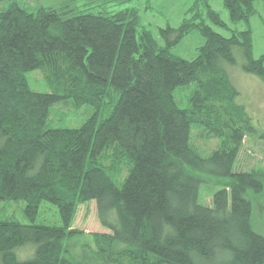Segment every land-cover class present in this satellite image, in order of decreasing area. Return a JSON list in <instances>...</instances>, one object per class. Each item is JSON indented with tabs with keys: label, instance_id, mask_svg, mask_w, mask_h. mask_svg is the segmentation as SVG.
I'll return each mask as SVG.
<instances>
[{
	"label": "trees",
	"instance_id": "1",
	"mask_svg": "<svg viewBox=\"0 0 264 264\" xmlns=\"http://www.w3.org/2000/svg\"><path fill=\"white\" fill-rule=\"evenodd\" d=\"M254 1L222 0L232 22L247 24L238 31L209 0H193L178 27L161 29L164 47L138 31L132 8H0V207L25 201L31 220L0 217V264H264L252 200L264 172L235 170L255 127L225 69L239 48L242 69L264 81V53L252 54ZM194 29L204 38L197 56L171 53ZM35 69L51 92L29 86L26 72ZM190 84L189 107L180 108L174 92ZM67 98L90 106L91 116L79 128H48L50 107ZM194 126L221 146L202 156ZM125 161L119 185L112 177ZM43 201L57 207L60 224L33 222ZM91 201L109 232L72 227L78 206ZM26 246L33 252L21 260L16 249Z\"/></svg>",
	"mask_w": 264,
	"mask_h": 264
},
{
	"label": "rangeland",
	"instance_id": "2",
	"mask_svg": "<svg viewBox=\"0 0 264 264\" xmlns=\"http://www.w3.org/2000/svg\"><path fill=\"white\" fill-rule=\"evenodd\" d=\"M13 1L18 2L21 7L30 12H36L39 7H52L61 12L70 11L73 14L84 12L113 14L126 8H132L139 15L138 31L149 30L159 47H164L167 44V38L162 36L161 29L168 26L178 27L186 16L185 12L188 7L193 3V0H0V8H5ZM209 2L231 30L246 29L247 24L244 21L235 23L230 20L222 0H209ZM254 7L255 12L249 19V27L252 31V54L254 58H258L264 53V10L262 0H255ZM211 26L224 36H229L231 33L229 29L215 25ZM203 43L204 38L197 29H194L184 36L180 42L169 45V50L186 60H192L197 56V49ZM234 56L235 63L226 64L225 69L232 84L240 93L238 103L244 106L255 127L254 132L244 138L235 164V170L264 172V140L261 138L264 134V81L242 69L244 58L239 48H234ZM26 78L29 86L35 91L48 93L53 90L45 75L39 69L26 72ZM193 89L194 85L190 84L178 87L175 90V100L180 108L189 107V98ZM92 111L93 109L87 105L76 107L71 98L63 99L50 107L46 126L48 128H79L91 116ZM201 128L203 129L201 126L192 128L191 143L202 156H208L221 146V140L208 137L206 131ZM120 168L119 175L116 177L111 176L119 185L128 172L126 161L121 164ZM252 200L254 206L253 226L258 232L264 234V189L261 194L254 196ZM210 201L211 192L204 186L202 202L210 204ZM25 207V201H2L0 217L15 218L24 223H30L31 220L24 213ZM33 222L44 225L60 224L57 207L48 201L41 202ZM72 227L82 230L85 234L109 232L102 227L99 221L95 201L78 206ZM28 246L16 249L19 259L23 260L32 254L33 248Z\"/></svg>",
	"mask_w": 264,
	"mask_h": 264
}]
</instances>
